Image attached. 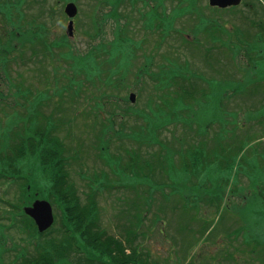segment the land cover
Instances as JSON below:
<instances>
[{
    "label": "rangeland",
    "instance_id": "obj_1",
    "mask_svg": "<svg viewBox=\"0 0 264 264\" xmlns=\"http://www.w3.org/2000/svg\"><path fill=\"white\" fill-rule=\"evenodd\" d=\"M0 1L5 3L11 0ZM34 1L39 3L44 1V12L38 11L40 15L34 18L28 11L29 0L23 2L20 10L23 12L22 23L26 26L18 24L20 28L18 26L12 32L10 42H7L9 48L5 58L10 61L6 64L9 65L5 68L6 72L0 60V95L4 97V101L0 102V148L6 146L8 142L11 144L20 142L21 130L31 126L36 127V125L42 126L43 124L38 122V118L44 116L46 120L48 119L50 126L56 130V135L66 145L65 154L70 158L71 182L81 193L86 191L85 184L89 178L101 185V189L94 199L97 205L99 204L102 223L108 228L107 231L110 234H120L121 236L123 235V223L119 220L121 226L116 227V224L119 223H117L116 215L122 205H119L121 201L117 202L114 199L121 193L110 192L107 190L106 184L99 183L102 177L100 172L109 169L95 160V151L92 148L94 140L92 141L90 138L94 137V128L96 133L99 132L98 126L101 123L99 120H102L93 113V104L96 103V100L105 103L103 109L107 116L116 112L119 115L124 114L122 122L119 115L111 119L113 132H110L112 134L109 138V142L111 141L108 146L109 151L117 154L122 153L125 148H135L140 159H151V154L159 150L160 146L141 140L135 142L131 138L120 136L138 124L146 134L144 121L146 119L143 120L137 114L134 117L125 114V112L131 111L127 108L129 106L137 107L135 111L140 113L142 108H148L147 111L157 115L169 112L172 104V98L170 105H165L160 100L163 92L154 82L144 75L140 77L136 74V72L153 73L147 67L149 64H152L151 68L153 71L155 70L154 75L156 76L164 70L162 65L167 68L179 66L187 74H194L195 77L192 78V81L196 87H199L201 91L205 89L213 94L212 100L209 98L211 103L208 106L209 110L216 109L222 103L223 109L222 106H219L221 112L225 114L226 112H236L242 103L241 99H243L245 91L236 92L235 97L231 99H222L218 105L217 99L222 98L228 91L232 92L238 79L244 78L247 64L252 63L249 56H252L255 63L264 64V0H245L246 3L244 1L243 5L232 10L230 8L224 10L209 8L207 0H189L188 4L192 5V9L186 10L190 13L198 12L197 15L205 24H201L198 18H194L191 14H184L178 9L184 6L186 0H147V3L141 1L134 7L131 6L129 0H116L115 3L118 11L122 13L121 15L130 18V20L133 19L132 22L125 18L120 19L119 28L125 31L123 42L113 41L115 36L109 39V57L115 61L112 68L117 70L121 77L127 75V80H124L123 84H119L118 81L101 83L94 79L89 82L86 74L88 71L81 72L85 70L81 66L73 69L69 63L65 66L61 59H55L59 58L58 53L63 50L47 52L50 54L48 56L41 52L40 42L42 39L36 41L34 45H30L28 42L37 39L33 38V35L38 34L39 37L41 31H43L42 36L46 33L47 40L53 36L67 40L65 33L67 19L63 13L65 3L61 0ZM71 1H74L78 8V13L74 18L75 37L73 39H77L78 42L80 40L79 46L84 47L87 41L84 33L91 29L88 19L95 18L96 14L103 11L107 12L111 7L102 5L103 3L98 4L100 0ZM52 5H55L56 10H49ZM36 8L37 5H34V12ZM154 9L165 16V19H159V22L163 24L162 27H150V30L157 29L159 34L156 31L143 30L145 27L142 20L144 16L146 17L145 12L148 16L149 13L153 15ZM168 18H173L175 23L173 24L174 21L171 23ZM210 23L217 24L218 30H212ZM114 24L116 26L115 21L107 23L108 37H111L110 32L108 35L109 25L114 27ZM29 28L32 34H30ZM223 28L229 32V39L222 34ZM167 33L170 35L161 40L160 36ZM183 35L191 38L188 39V48L180 38ZM199 39L203 40L200 44L191 45L192 41ZM4 40L0 27V49ZM240 44L243 48L239 51ZM32 46L35 47L33 51ZM210 46L212 48L209 49ZM248 50L252 51L249 56L246 55ZM236 53L239 58L238 66L231 64L236 59ZM211 55L217 56L220 62H217L215 58L211 59ZM210 65L212 66L210 67ZM131 76L135 79L140 77L139 85H133ZM77 81L82 82L81 89H79L80 85ZM213 82H215V87L212 88L211 83ZM116 83L118 87H114ZM20 88L26 92L27 100L18 96L15 98L18 104L12 106L10 95L20 94ZM109 90L114 93L113 97ZM168 90L172 91L169 87ZM131 92L136 94L133 104L127 101L128 94ZM104 93L110 97L109 100H106V97H101ZM137 93H139L138 98ZM149 97H152V103H148ZM167 97L168 94L165 98ZM155 103L162 104L155 105ZM20 115L30 116L33 123L21 119ZM73 117H75L74 120H70ZM201 118L202 122L207 118L205 111ZM179 119L184 123L187 117L182 115ZM243 122L245 123V120ZM251 124L248 121L247 126L250 127ZM214 127L217 126L214 125ZM121 128H123V132ZM184 129L186 128L181 124L177 127L179 136L183 134ZM160 136L167 143L171 140V134L166 130H163ZM213 136L211 134L210 139ZM185 139L190 145L194 139L193 132L190 131ZM175 144L176 142L173 143V145ZM185 144L187 143L185 142L183 146ZM102 148H104L102 145H98L96 151L102 152ZM177 156H175L176 159ZM23 164L25 169L27 166L31 167L30 160ZM78 171H84L89 178H80L77 174ZM37 174L42 176L40 173ZM165 175L166 185L159 184L160 177L158 175L153 181L145 183L149 184L157 193L150 204H143L142 212H149H146L147 215L144 216L141 229L139 227L137 230L138 235L143 232L149 236V239L134 236L136 243L143 246V251L139 253L138 257L143 254L144 264H165L166 258H169L171 264H181L185 259L190 260L191 263L202 260L207 264H226L225 257L230 253L227 250L235 252L241 248L240 252L249 251V246H245L241 241L246 238L245 235L235 231V228L243 223L253 237L250 243L251 252L249 254L239 252L238 258L234 260L235 263L231 260V264L232 262L233 264H264V219L260 216L261 210H256L253 205H244L241 199L242 194L234 197L229 191H227V195L224 194L230 197V201L222 203L220 193H218L216 203L209 204L207 199L210 200L213 197L208 195L209 190L211 193L217 190L214 185H210V179L202 178L204 183L199 186L196 185L198 179H191L175 169L166 172ZM130 176L131 172L128 174V177ZM122 181L126 180H120V182ZM40 183H43L42 178ZM103 185L104 188H102ZM231 186L230 184L229 188ZM18 187V183L7 185V182L0 181V197H4L13 205L19 204ZM144 187L146 188V186ZM49 188L50 186H46L44 183L40 189L30 192L29 197L40 198ZM162 195H166L168 200L164 201L160 197ZM8 210L11 209L0 203V216L7 214ZM154 220L157 221L156 224ZM2 222L7 224V221ZM160 228L164 231L162 233L164 240L159 235ZM0 233L2 237L0 240L1 261L5 256L12 258L13 248L23 239H19L22 235L12 228L0 229Z\"/></svg>",
    "mask_w": 264,
    "mask_h": 264
},
{
    "label": "trees",
    "instance_id": "obj_2",
    "mask_svg": "<svg viewBox=\"0 0 264 264\" xmlns=\"http://www.w3.org/2000/svg\"><path fill=\"white\" fill-rule=\"evenodd\" d=\"M17 1L19 0H14L13 3L17 4ZM29 3H34V1ZM4 4L7 5L8 1ZM7 42H10V36L6 37L3 45ZM30 45H34V43ZM41 47L42 54L47 55L48 48L44 44ZM102 47L103 45H99V47L92 46L85 53L88 61L90 58L95 57L94 50ZM34 48L32 46V51ZM0 51L1 60L7 64L10 61L5 58L7 49L2 47ZM62 55L70 56L72 60L78 61L77 56L73 53L62 51L61 54L58 53L59 59H62ZM247 84L248 81L246 79L239 80L238 84H236L237 86L234 87L235 92L245 88ZM250 84H253V81ZM260 85V83H254L255 92H260ZM185 89L182 88V90L187 92L188 96L193 94V91ZM228 116L230 114L226 112V114L221 113L218 117L223 123L233 126V131L237 130L236 127L242 129V123L239 122L238 117H234L233 121L232 119L229 120ZM46 124L44 127L33 128L30 135L21 136L20 142L5 146L0 152V179L9 178L7 174L11 175L10 173H12L17 178L15 180L21 181L23 189L30 184L32 190H38L42 187L40 185L42 177L37 173L45 171L54 186L51 184L44 195H47L46 198L52 200L56 204V208L61 212V220L58 228H56L57 230L55 231L54 227H52L42 235L34 233L35 228L32 222L29 219L25 220L26 218L21 214L20 208L15 206L20 215H10V212L3 215L4 218L11 220L10 224L16 231H24L30 237L35 234L38 238L37 241L33 242L34 244L31 243L26 247H20V253L22 254L17 257V264H136L135 247L129 246V242L124 247L121 240L113 235H108L106 230L101 228L97 216L96 202L92 199L89 202L85 200L83 202L80 195L70 187L71 185L64 187V182L69 179L67 172H64L65 167L63 166L65 163L63 160L64 156H62L64 145L52 137L54 131L50 128L48 122ZM230 137L232 140L229 137H225L230 142H224L218 147L224 154L221 162H213L207 157L201 158L200 150L197 152L196 149H202V147H195L189 152L191 154L193 152L190 166L195 169L199 165H204L202 170L211 171L213 175L219 176L220 187L222 188L217 191H221V193H224V189L229 185L231 175L234 174L235 183L231 184L230 189L234 190L235 186L239 184L244 190L249 191L250 186L255 185V188L258 189L255 193L256 197L260 196L264 202V141L253 144L250 146L249 152L247 150L243 155L239 156L241 150L245 148L246 142L239 139V143L233 144L235 133ZM260 137H263V135ZM231 148L235 149L233 156L229 155ZM195 154L198 157L200 156L199 161L195 160L197 158ZM30 156L32 157L30 159V171H27V175L25 174L27 177H23L21 176L25 169L23 163ZM238 157H240L239 160H237ZM219 166L222 169H218ZM0 218L2 217L0 216ZM2 225L0 224V226ZM127 248L132 249L134 251L133 254H126L125 249Z\"/></svg>",
    "mask_w": 264,
    "mask_h": 264
},
{
    "label": "water",
    "instance_id": "obj_3",
    "mask_svg": "<svg viewBox=\"0 0 264 264\" xmlns=\"http://www.w3.org/2000/svg\"><path fill=\"white\" fill-rule=\"evenodd\" d=\"M211 5H217L219 7H226L230 5H238L240 0H209ZM66 14L69 17H73L76 14V7L74 4L70 3L66 6ZM72 21L69 22L67 31L69 35L72 34ZM133 95H131V99L133 100ZM26 213L31 215L33 219H35L36 224L40 231L45 230L48 228L53 222L52 211L48 203L46 202H36L33 205V208H26Z\"/></svg>",
    "mask_w": 264,
    "mask_h": 264
}]
</instances>
